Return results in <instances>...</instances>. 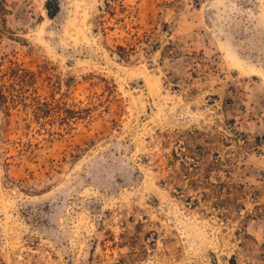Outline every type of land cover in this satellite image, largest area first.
I'll use <instances>...</instances> for the list:
<instances>
[{"label":"rangeland","instance_id":"1","mask_svg":"<svg viewBox=\"0 0 264 264\" xmlns=\"http://www.w3.org/2000/svg\"><path fill=\"white\" fill-rule=\"evenodd\" d=\"M1 1L0 68L36 82L0 102V264H264V0ZM192 129L242 206L171 178Z\"/></svg>","mask_w":264,"mask_h":264},{"label":"trees","instance_id":"2","mask_svg":"<svg viewBox=\"0 0 264 264\" xmlns=\"http://www.w3.org/2000/svg\"><path fill=\"white\" fill-rule=\"evenodd\" d=\"M49 4L48 2L47 9L49 15L54 17L59 12V6L52 8ZM6 12V3L1 1L0 20ZM35 80V73L20 64L13 63L12 66L0 68V102L6 109V112H10L11 108L18 105H29L27 100L30 99V91L34 89ZM31 100L33 101L30 104L34 111V117L38 120L48 116L53 108H60L57 104L42 101L35 97H31ZM67 112L73 113L72 110H68ZM73 117V115L69 117L65 116L64 119L67 125H70L69 121ZM219 140L223 143L226 142L223 135L220 136V134L216 135L200 129H192L186 132L185 139L179 142L178 147L173 149L171 154L170 161L172 163L179 162V168L174 171L171 178L178 181H186V185L195 191L200 187L202 188V191H197L198 195L189 197V201H192L196 206H199L202 201L211 202V207L214 209L227 208L226 206L232 204L242 206L237 198L233 197V194L240 189L243 191L242 184L236 185L231 181H213L211 179L210 174L213 171L223 168L224 158L219 153V150L213 151L215 158L212 161L209 163L205 162L211 150L208 145L219 142ZM227 160L231 162L229 159ZM202 170H206L205 175ZM227 175L230 177L229 173ZM177 189L181 193L184 191L182 186L177 187ZM255 192L258 196L256 190ZM214 197L215 199H213Z\"/></svg>","mask_w":264,"mask_h":264}]
</instances>
